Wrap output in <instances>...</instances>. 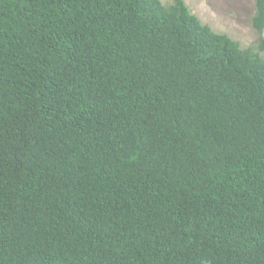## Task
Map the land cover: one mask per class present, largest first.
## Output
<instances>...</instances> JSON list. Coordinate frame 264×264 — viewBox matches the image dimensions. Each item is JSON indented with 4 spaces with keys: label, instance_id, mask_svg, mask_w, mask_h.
<instances>
[{
    "label": "trees",
    "instance_id": "trees-1",
    "mask_svg": "<svg viewBox=\"0 0 264 264\" xmlns=\"http://www.w3.org/2000/svg\"><path fill=\"white\" fill-rule=\"evenodd\" d=\"M252 27L0 0V264H264V0Z\"/></svg>",
    "mask_w": 264,
    "mask_h": 264
},
{
    "label": "rangeland",
    "instance_id": "rangeland-1",
    "mask_svg": "<svg viewBox=\"0 0 264 264\" xmlns=\"http://www.w3.org/2000/svg\"><path fill=\"white\" fill-rule=\"evenodd\" d=\"M171 3L172 0H161ZM204 24L218 33H225L240 42L243 48L259 45V36L252 27L255 0H184ZM264 37V34H263ZM264 57V51L261 52Z\"/></svg>",
    "mask_w": 264,
    "mask_h": 264
}]
</instances>
